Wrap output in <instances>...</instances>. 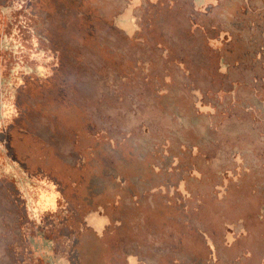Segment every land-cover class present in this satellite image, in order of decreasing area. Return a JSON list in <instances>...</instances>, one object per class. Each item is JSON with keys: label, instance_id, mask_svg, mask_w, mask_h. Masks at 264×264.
Segmentation results:
<instances>
[{"label": "rangeland", "instance_id": "1", "mask_svg": "<svg viewBox=\"0 0 264 264\" xmlns=\"http://www.w3.org/2000/svg\"><path fill=\"white\" fill-rule=\"evenodd\" d=\"M195 1L0 0V264H264V82L187 51Z\"/></svg>", "mask_w": 264, "mask_h": 264}, {"label": "crops", "instance_id": "2", "mask_svg": "<svg viewBox=\"0 0 264 264\" xmlns=\"http://www.w3.org/2000/svg\"><path fill=\"white\" fill-rule=\"evenodd\" d=\"M189 17L187 51H218L225 81L223 93L243 103L242 90L254 91L264 82V0H196ZM233 52L230 62L226 54ZM231 54V53H230ZM194 84V83H193ZM209 92V91H208ZM203 94L200 97L203 98ZM256 95L244 100L253 103Z\"/></svg>", "mask_w": 264, "mask_h": 264}, {"label": "flooded vegetation", "instance_id": "3", "mask_svg": "<svg viewBox=\"0 0 264 264\" xmlns=\"http://www.w3.org/2000/svg\"><path fill=\"white\" fill-rule=\"evenodd\" d=\"M136 3H138V0H134L133 4L129 7L128 11L118 19L119 26L122 29L126 30L129 34H133V32L136 31L137 29V25L135 24V19L131 15V10L133 6L136 5ZM57 197L58 194L54 190L49 192L47 191L40 192L35 210L39 212L40 211L45 212L48 210L56 209ZM88 221L100 233L103 231L104 226L109 223V220L106 217H102L98 213H91L88 216ZM134 263L135 260L132 258L131 264ZM59 264H65V263H59Z\"/></svg>", "mask_w": 264, "mask_h": 264}]
</instances>
